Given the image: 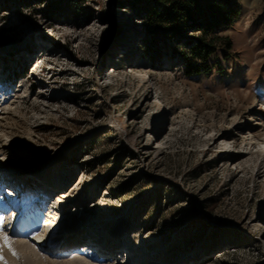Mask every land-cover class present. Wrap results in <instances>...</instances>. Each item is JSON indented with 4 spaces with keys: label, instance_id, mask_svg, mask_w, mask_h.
I'll return each mask as SVG.
<instances>
[{
    "label": "rangeland",
    "instance_id": "obj_1",
    "mask_svg": "<svg viewBox=\"0 0 264 264\" xmlns=\"http://www.w3.org/2000/svg\"><path fill=\"white\" fill-rule=\"evenodd\" d=\"M229 1L187 77L146 0H0V264H264V0Z\"/></svg>",
    "mask_w": 264,
    "mask_h": 264
},
{
    "label": "trees",
    "instance_id": "obj_2",
    "mask_svg": "<svg viewBox=\"0 0 264 264\" xmlns=\"http://www.w3.org/2000/svg\"><path fill=\"white\" fill-rule=\"evenodd\" d=\"M146 1V17L154 22L155 30L160 28L174 42L172 52L183 63L185 76L211 73L210 61L218 49L232 51L229 37L219 35L240 13L229 0Z\"/></svg>",
    "mask_w": 264,
    "mask_h": 264
},
{
    "label": "snow or ice",
    "instance_id": "obj_3",
    "mask_svg": "<svg viewBox=\"0 0 264 264\" xmlns=\"http://www.w3.org/2000/svg\"><path fill=\"white\" fill-rule=\"evenodd\" d=\"M3 228H4V221L0 219V230H2ZM0 241H2V244H0V261L4 260V256H3L4 247H8L9 250L12 251V254L14 256L17 255L15 250L12 248V243H11L10 238L6 234H4L2 231H0Z\"/></svg>",
    "mask_w": 264,
    "mask_h": 264
},
{
    "label": "bare ground",
    "instance_id": "obj_4",
    "mask_svg": "<svg viewBox=\"0 0 264 264\" xmlns=\"http://www.w3.org/2000/svg\"><path fill=\"white\" fill-rule=\"evenodd\" d=\"M1 187V186H0ZM8 191H11V192H13V190L12 189H10L9 188V190ZM0 193H1V191H0ZM10 195H11V193H9ZM20 194H21V192H20ZM20 194L19 193H16V195L14 196V195H12V198H14V199H17V198H19L20 197ZM10 200H13V199H11V198H9ZM10 203H12V202H10ZM47 205V204H46ZM7 207H10L11 208V210L12 211H17L18 209H17V207L16 206H11V204H9V203H7ZM28 212V209L27 208H25V210L24 211H22V214H25V213H27Z\"/></svg>",
    "mask_w": 264,
    "mask_h": 264
}]
</instances>
